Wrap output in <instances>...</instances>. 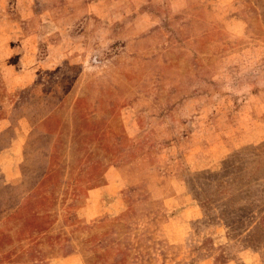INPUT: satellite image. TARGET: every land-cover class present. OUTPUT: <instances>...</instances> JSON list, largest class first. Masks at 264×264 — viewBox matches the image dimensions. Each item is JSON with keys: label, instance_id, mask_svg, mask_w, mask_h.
Masks as SVG:
<instances>
[{"label": "rangeland", "instance_id": "374dc122", "mask_svg": "<svg viewBox=\"0 0 264 264\" xmlns=\"http://www.w3.org/2000/svg\"><path fill=\"white\" fill-rule=\"evenodd\" d=\"M0 128V264H264V0H0Z\"/></svg>", "mask_w": 264, "mask_h": 264}, {"label": "crops", "instance_id": "0c3cea01", "mask_svg": "<svg viewBox=\"0 0 264 264\" xmlns=\"http://www.w3.org/2000/svg\"><path fill=\"white\" fill-rule=\"evenodd\" d=\"M21 121H22V119H19L18 121L17 120L14 121L15 123L13 124V126L14 125L21 126V124H22ZM0 130H1V128H0ZM34 132L38 133V132H40V130L33 131L32 133H34ZM26 133H28V132H25V134L23 131L17 132V134H21L19 140L13 141L11 144L8 145L7 148H0V162L3 163V165H10L13 163H17L21 168H23L22 166H24V167L26 166V160H27L26 159L27 150H26V145H25ZM36 175H37V178L43 177L42 173H38ZM33 180H36V177ZM39 181H40V179H38V182ZM34 187H37L36 183H35ZM22 188L25 189L26 192L32 190V187L30 189H29V187H27V188L22 187ZM16 191L24 193L22 190H19V189H17Z\"/></svg>", "mask_w": 264, "mask_h": 264}]
</instances>
